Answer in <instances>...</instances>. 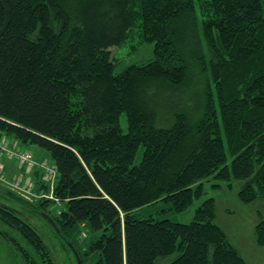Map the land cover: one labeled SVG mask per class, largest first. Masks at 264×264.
<instances>
[{
  "label": "trees",
  "instance_id": "1",
  "mask_svg": "<svg viewBox=\"0 0 264 264\" xmlns=\"http://www.w3.org/2000/svg\"><path fill=\"white\" fill-rule=\"evenodd\" d=\"M131 39L153 58L115 72L110 49ZM2 137L44 149L57 172L52 190L34 186L54 200L1 187L0 240L19 264H56L36 216L67 242L75 225L100 231L84 254L96 264H247L213 198L187 224L133 211L182 212L205 182L239 183L264 247V0H0Z\"/></svg>",
  "mask_w": 264,
  "mask_h": 264
},
{
  "label": "rangeland",
  "instance_id": "2",
  "mask_svg": "<svg viewBox=\"0 0 264 264\" xmlns=\"http://www.w3.org/2000/svg\"><path fill=\"white\" fill-rule=\"evenodd\" d=\"M132 45H135V40L133 39L125 42L121 47L110 49L115 62V72H120L129 65L144 64L153 58V44H142L135 51L131 49ZM120 127L123 133L127 132L124 116L120 119ZM18 145L21 151L31 152L38 161L46 158L51 163L50 157L44 149L37 146ZM142 154L143 147L140 146L136 152L134 164L139 163ZM215 183L217 181L213 179L205 182L203 195L194 200L185 211L175 212L172 209L171 202L163 200L152 206L137 209L133 211V215L139 219L152 217L156 221L169 220L175 223L187 224L193 220L195 211L202 202L208 198H213L215 223L223 230L227 240L237 249L247 264H264V247L259 246L255 242L253 234L254 227L259 221L257 210L260 208V203H242L237 196L239 183H234L233 189L226 188L224 182H219L221 188H213L211 185ZM3 188L6 187L3 186ZM16 195L19 196L18 194ZM19 197L31 203L29 199H25L22 196ZM57 208L59 206L53 207L55 210ZM34 220V225L39 230L46 245L51 249L56 264H77L76 255L71 247L72 244L75 250L80 253L83 259L82 264H96L100 257L98 252H92L88 256L84 254L85 251L89 250L91 243L100 238V231H93L88 224H78L69 231L67 242L63 238L58 239L42 219L36 216ZM8 247L7 244L5 245L0 240L1 264H19L14 253ZM165 262L166 260L164 259L157 260V264H165Z\"/></svg>",
  "mask_w": 264,
  "mask_h": 264
},
{
  "label": "built area",
  "instance_id": "3",
  "mask_svg": "<svg viewBox=\"0 0 264 264\" xmlns=\"http://www.w3.org/2000/svg\"><path fill=\"white\" fill-rule=\"evenodd\" d=\"M6 157L9 159H15L20 166H24L26 169H31L34 166H38L44 174L50 179L53 180L55 175V170L52 168L46 161L36 163L33 159V156L29 152H19L15 149H11L7 146L6 143L0 142V158ZM0 184H4L9 187L12 191L16 192L25 199L32 201L33 199L38 198H51L45 194L37 195L30 184L27 182H21L20 180L7 181L3 174V164L0 161Z\"/></svg>",
  "mask_w": 264,
  "mask_h": 264
},
{
  "label": "crops",
  "instance_id": "4",
  "mask_svg": "<svg viewBox=\"0 0 264 264\" xmlns=\"http://www.w3.org/2000/svg\"><path fill=\"white\" fill-rule=\"evenodd\" d=\"M8 140L12 141L11 139ZM3 163L5 174L9 179H16L18 177L21 181L29 182L34 184V186L37 185V181L45 182V179L42 177V173L38 171V169H33L31 171L25 169L22 170L18 167L15 161L8 159H4Z\"/></svg>",
  "mask_w": 264,
  "mask_h": 264
},
{
  "label": "water",
  "instance_id": "5",
  "mask_svg": "<svg viewBox=\"0 0 264 264\" xmlns=\"http://www.w3.org/2000/svg\"><path fill=\"white\" fill-rule=\"evenodd\" d=\"M0 190H2V189L0 188ZM42 215H43V217H45V218L47 219V221H49V223H50L53 227H55V226H54V222L52 221V219H51L48 215H46L45 213H43ZM74 253H75V252H74ZM75 255H76V259H77V264H80L79 258H78V256H77L76 253H75Z\"/></svg>",
  "mask_w": 264,
  "mask_h": 264
}]
</instances>
